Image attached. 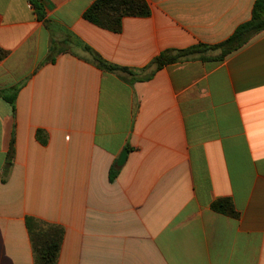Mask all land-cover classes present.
<instances>
[{
    "label": "crops",
    "instance_id": "0c3cea01",
    "mask_svg": "<svg viewBox=\"0 0 264 264\" xmlns=\"http://www.w3.org/2000/svg\"><path fill=\"white\" fill-rule=\"evenodd\" d=\"M95 1L41 0L40 18L0 0V264H35L28 218L64 229L58 264H264V31L152 67L223 42L256 0H146L120 32L85 18Z\"/></svg>",
    "mask_w": 264,
    "mask_h": 264
},
{
    "label": "trees",
    "instance_id": "16d2710c",
    "mask_svg": "<svg viewBox=\"0 0 264 264\" xmlns=\"http://www.w3.org/2000/svg\"><path fill=\"white\" fill-rule=\"evenodd\" d=\"M32 7L37 10L40 18L44 16L41 0H29ZM151 14V7L146 0H96L85 12V18L113 32L122 30L123 19L129 16L145 17ZM264 31V0H256L251 19L240 24L233 34L218 44H196L186 49L166 51L157 56L153 62V70L162 68L190 57H198L203 61H222L230 54L238 51L251 41L255 36ZM93 59L101 68L108 71H121L130 76L135 73L130 68L119 67L105 61L97 53L91 52ZM216 54V55H214ZM4 52L0 50V57ZM149 77V75H146ZM142 76V77H146ZM141 78V76L139 77ZM9 100L13 101L14 96ZM41 135V134H40ZM120 168L114 165L110 171V181L114 182ZM212 208L219 213L237 216L233 204L228 199H220L213 203ZM27 227L30 233L35 264H58L62 247L64 229L51 226L35 218L27 219Z\"/></svg>",
    "mask_w": 264,
    "mask_h": 264
},
{
    "label": "water",
    "instance_id": "95a60500",
    "mask_svg": "<svg viewBox=\"0 0 264 264\" xmlns=\"http://www.w3.org/2000/svg\"><path fill=\"white\" fill-rule=\"evenodd\" d=\"M128 149H124L121 153V155L119 156L118 160H117V166L118 167H122L127 159V155H128Z\"/></svg>",
    "mask_w": 264,
    "mask_h": 264
},
{
    "label": "rangeland",
    "instance_id": "374dc122",
    "mask_svg": "<svg viewBox=\"0 0 264 264\" xmlns=\"http://www.w3.org/2000/svg\"><path fill=\"white\" fill-rule=\"evenodd\" d=\"M62 248V247H61Z\"/></svg>",
    "mask_w": 264,
    "mask_h": 264
}]
</instances>
